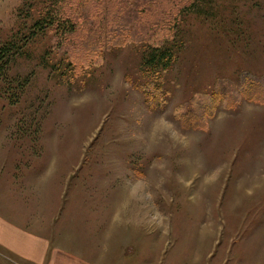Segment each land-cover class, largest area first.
<instances>
[{
	"label": "rangeland",
	"instance_id": "rangeland-1",
	"mask_svg": "<svg viewBox=\"0 0 264 264\" xmlns=\"http://www.w3.org/2000/svg\"><path fill=\"white\" fill-rule=\"evenodd\" d=\"M159 1L101 0L59 45L33 35L48 0H0V43L25 42L0 77V210L36 239L0 264H264V102L176 116L220 79L264 81V0H175L167 68L148 61Z\"/></svg>",
	"mask_w": 264,
	"mask_h": 264
},
{
	"label": "trees",
	"instance_id": "trees-1",
	"mask_svg": "<svg viewBox=\"0 0 264 264\" xmlns=\"http://www.w3.org/2000/svg\"><path fill=\"white\" fill-rule=\"evenodd\" d=\"M74 1H76V4ZM117 1L118 5L116 11L117 13H121L124 11L125 7L128 6V2L127 0ZM140 1L142 3V0H136V3ZM155 1L160 4L159 0ZM174 1L175 0L164 1L166 4L160 10L162 13L160 20L162 21L156 23V29L148 39V45L151 48L148 61L153 66L167 68L172 61L173 47L169 43H172L175 39V32L177 31L178 20L181 13V11L179 12L180 8L174 5ZM124 2H126V4H124ZM100 7L101 0H48L44 7L43 14H41L33 24V28L36 29V31H33V35L37 30L43 31L50 26L53 27L59 35V40H61L59 45L68 43L72 41L73 37L83 25V22L85 26H87V20L93 15L92 12L98 11ZM133 7L136 6L134 5ZM131 9L133 8L131 7ZM80 13L82 15L84 14V17L87 16V18L85 17L87 20L81 22L82 17ZM24 45L25 42L17 44L14 40L0 43V77L4 79L7 77L12 61H15L17 55L22 53L21 51ZM28 81L29 78L27 77L23 79L17 78L16 87H19L21 92H17V94H15L17 97L13 100L18 101ZM160 90L161 87L157 86V89L151 90L149 94V102L155 107L162 105L163 102L165 103V99ZM207 95H209L211 99H208ZM207 95H205L206 99L211 101L209 106L205 105L203 109H195V107H193L196 102V105L205 102L204 97L198 98L199 100H191L186 107L177 110L176 116L181 120L184 126L205 128L207 126L206 119L213 115L215 107L218 104L222 103L225 107H231L236 104L242 96L264 102V81H253L252 79L241 76L240 84H236L233 81L230 83V80L227 79H220L214 91ZM1 97L2 96H0V98Z\"/></svg>",
	"mask_w": 264,
	"mask_h": 264
},
{
	"label": "crops",
	"instance_id": "crops-1",
	"mask_svg": "<svg viewBox=\"0 0 264 264\" xmlns=\"http://www.w3.org/2000/svg\"><path fill=\"white\" fill-rule=\"evenodd\" d=\"M21 228L24 227L15 223L12 215L4 214V212L0 210V244L2 246L15 252H21V244H24V242L30 243L33 240L34 242L36 241L26 228H24V230ZM29 251L30 254H37V251ZM0 254H3V252L0 251Z\"/></svg>",
	"mask_w": 264,
	"mask_h": 264
}]
</instances>
